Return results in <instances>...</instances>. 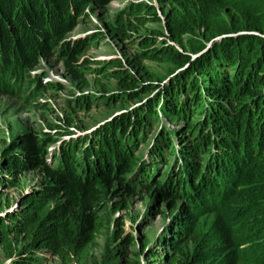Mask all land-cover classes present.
<instances>
[{
  "label": "trees",
  "instance_id": "1",
  "mask_svg": "<svg viewBox=\"0 0 264 264\" xmlns=\"http://www.w3.org/2000/svg\"><path fill=\"white\" fill-rule=\"evenodd\" d=\"M94 1L106 4L110 0H0V72L4 74L3 68L13 66L12 75L18 78L14 67L29 68L35 63L34 54L50 52L57 43L51 39L62 38L72 27L71 14ZM157 1L167 35L181 51L171 44L154 46L155 34L139 35L140 55L152 60H161L162 55L169 70L177 68V74L153 85L131 74L119 59L110 60L103 71L107 74L118 65L108 74L122 80V100H141L153 87L158 92L99 127L94 132L99 137L96 146L80 149L86 137L74 141V145L65 143L50 166L43 160L45 147L52 140L49 135L38 139L23 133L14 139L19 154L12 153L11 148L6 150L7 168L20 172L43 165L47 176L19 196L16 210L0 216V249L6 257L0 264H36L38 252L56 257L59 264H97L90 252L101 226L97 181H107L110 173L119 169L118 163L125 164L119 175L123 185L132 181L126 179L132 172L149 176L145 163L138 160L137 141L144 137V130L150 128L158 112L181 118L192 129L195 124L190 114L196 115L204 137L195 145L205 148L214 142L215 151L210 155L217 163L209 179L202 175L201 185L197 181L201 166L195 163L190 167V186L198 203L192 202L185 221L165 242V264L239 261L243 249L236 246L233 251L232 245L215 235L207 239L196 227L199 216L210 212L220 215L234 196H247L246 205L238 212L244 218L253 216L250 234L264 238V0ZM126 9L118 17L119 25L113 28L120 36H130L126 28H135L132 17L141 26L160 21L156 8L147 3H130ZM126 16H130L127 23ZM11 48L17 55L9 62ZM70 54V50L64 54L70 59L65 61L68 67L74 64ZM127 62L132 65L129 59ZM67 123L56 132L66 134ZM157 139H153L148 151L160 160L170 140L166 135ZM76 152L80 163L75 160ZM182 154L188 160L187 151ZM166 172L164 175L169 174ZM166 181L167 192L177 190L179 179L173 182L169 177ZM256 247L264 251V240Z\"/></svg>",
  "mask_w": 264,
  "mask_h": 264
},
{
  "label": "rangeland",
  "instance_id": "2",
  "mask_svg": "<svg viewBox=\"0 0 264 264\" xmlns=\"http://www.w3.org/2000/svg\"><path fill=\"white\" fill-rule=\"evenodd\" d=\"M136 2L154 6L160 21H149L141 26L132 17L135 28H126L130 36L118 35L113 28L119 25V15L127 10L130 3ZM160 7L157 0H110L106 4L88 2L80 12L71 14L73 25L70 30L60 39H51L57 43L50 52L34 54L35 63L29 68L19 70L17 66L14 67L18 78L12 75L13 66L3 68L4 74L0 72V216L16 210L19 196L47 176L43 165L20 172L7 168L9 155L6 150L11 148L12 153L19 152L18 146L14 144L18 135L30 133L38 139L49 135L52 140L45 147L43 160L50 166L65 143L74 145V141L86 137L79 145L80 149L96 146L99 137L94 132L99 127L113 122L158 92L159 89L153 87L142 95L141 100H122L119 86L122 80L109 76V71L118 69V65L110 68L107 74L103 71L110 60L119 59L131 74L153 85L159 81L166 82L168 77L177 74V68L173 72L169 70V64L163 61L162 55L159 56L161 60L140 55L139 35L155 34L154 46L171 44L181 51L179 44L167 35ZM125 19L127 23L130 16ZM185 37H188L187 33ZM67 50L71 51L70 55L74 58L71 67L65 63L66 60L70 61L64 55ZM187 52L191 53L189 50ZM15 55V49L11 48L8 61ZM127 59L132 65H128ZM191 115L194 129L187 127L181 118L168 117L158 112L150 128L144 130V137L137 141L136 154L138 160L145 163L149 176L137 175L139 171L132 172L129 178L126 175V179L135 181V184L131 181L128 186L123 185L119 175H122L125 164L118 163L119 169L111 172L107 181H97L101 197L98 206L101 226L90 249L97 264L166 263L165 242L171 239L178 225L185 221L192 202L198 203L197 195L190 186V167L195 163L201 166L197 180L201 185L203 176L209 179L208 175L217 165L216 160H212L213 155H210L215 151L214 142L205 148L195 145L204 137V130H200L202 125H199L196 115ZM66 122L69 131L66 134L56 132ZM164 135L170 140L167 144L170 146L169 152L165 150L164 158L157 160L148 150L153 139L158 140ZM184 151H187L188 160L182 156ZM78 154L75 153V160L80 163ZM164 172L169 174L164 175ZM169 177L173 182L179 179L178 188L174 192L166 190V178ZM160 185L163 188H159ZM246 197L234 196L220 215L210 212L199 216L196 227L207 239L215 235L232 245L233 251L236 246L243 249L235 264H260L264 261V251L259 250L256 243L262 242L264 238L256 233L254 236L250 234L254 229L251 221L253 216L244 218L238 212V208L246 205ZM38 254L40 259L36 264H59L54 256L44 252ZM5 259L0 249V262Z\"/></svg>",
  "mask_w": 264,
  "mask_h": 264
}]
</instances>
